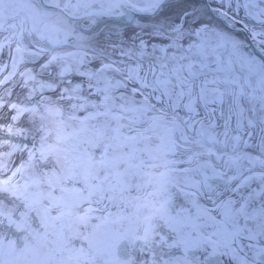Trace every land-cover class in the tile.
Masks as SVG:
<instances>
[{
  "label": "flooded vegetation",
  "instance_id": "flooded-vegetation-1",
  "mask_svg": "<svg viewBox=\"0 0 264 264\" xmlns=\"http://www.w3.org/2000/svg\"><path fill=\"white\" fill-rule=\"evenodd\" d=\"M28 4L0 11V264H264V140L183 164L131 131L148 112L121 12ZM156 19L135 22L170 33Z\"/></svg>",
  "mask_w": 264,
  "mask_h": 264
},
{
  "label": "bare ground",
  "instance_id": "bare-ground-1",
  "mask_svg": "<svg viewBox=\"0 0 264 264\" xmlns=\"http://www.w3.org/2000/svg\"><path fill=\"white\" fill-rule=\"evenodd\" d=\"M5 1L0 0V11L9 10L11 3H18L19 10L25 12L26 8L21 2ZM72 1L81 0H57V4L63 8L65 4ZM243 1L245 0H213L212 9L216 11L217 15L219 14L220 17L228 21L231 18H238L243 30L251 34L254 42L261 48L264 46V40L259 41L255 37L263 35L264 5L261 12L254 14L250 10L251 21L248 18L245 19L243 14H239V2ZM261 2L264 1L261 0ZM192 17L198 21L196 30L188 32L185 37H176L168 42H163L160 46L168 49L169 54L158 57L168 64L166 67L159 65L158 70L154 68L148 75L150 77L149 88L153 95H163L170 108L169 114L165 113L168 118L164 120L163 126L169 129L170 124H173L175 132L173 143L178 141L177 146L181 150L183 164H189L195 159L201 160L203 156L217 154V150L214 148L216 146L205 143L203 128L207 134L214 133V137L219 138L220 142L224 144L229 143L240 134L252 136L248 144H254L260 140L259 132L264 131V77H257L255 72H249L250 66L253 67L256 65L255 63L245 64L246 68H249L248 70L242 65L245 59L254 61L251 57L246 56L249 45L241 44L240 37L225 33L213 18L203 15L201 12L193 14ZM215 17L217 18V16ZM230 29L233 31L235 28L230 27ZM145 34L146 32L142 30L137 32L139 37ZM154 34L158 35V33ZM130 37L131 33H128V38L130 39ZM138 47L143 48V55H152L156 58L153 47L147 50L148 42L145 39L140 41ZM218 52H221L225 58L232 59V63L237 59L239 65L234 67L235 63H233L227 70L228 72H225L221 67L219 68L223 61L221 58H219L218 64L213 61L215 54L219 55ZM136 66L140 70L139 73L142 74L143 68L139 65ZM230 73L231 77H228L227 74L230 76ZM155 77L170 78L172 89L166 88V90L155 92ZM190 77H200V80L192 86ZM205 83L213 85L212 89H216L214 93L217 90L220 92L222 102H217L215 97L218 98V96L210 94L211 89L204 88ZM204 90L208 93H205ZM140 95L144 97L145 92L141 91ZM194 100H197L196 107L190 110L187 107V102ZM253 100V103L258 105L255 109H252L248 104ZM151 119L155 122L157 118L152 117ZM144 122L146 123V121ZM193 126L196 127L195 132H188V127ZM238 130H241V133ZM137 134L144 139L149 137L145 128L139 129ZM214 145H217L215 139Z\"/></svg>",
  "mask_w": 264,
  "mask_h": 264
},
{
  "label": "rangeland",
  "instance_id": "rangeland-1",
  "mask_svg": "<svg viewBox=\"0 0 264 264\" xmlns=\"http://www.w3.org/2000/svg\"><path fill=\"white\" fill-rule=\"evenodd\" d=\"M96 1H98V0H81V1H77V2H75V1H72V2H68V4L65 6L67 9H65L66 11H68V12H73V11H75L76 9L79 11H81V12H83V11H85V10H88V8L90 7V5L92 4V2H96ZM127 1V3H129V5H131V6H133V7H142L143 9H146V8H148V7H156V6H158V2H160V0H126ZM187 1H189V0H187ZM186 1V2H187ZM195 1V4H197V0H194ZM264 1V0H263ZM110 2H113V0H111ZM96 3H99V4H102V2H96ZM195 4H193V6L195 5ZM247 4H249V6H247ZM180 4H177V3H175V4H172V5H170V6H165L164 7V9L162 10V11H160V13L158 14V16H157V19H156V23H158L159 21H164V20H166L164 17H166V18H171V19H174V16L177 14V12H178V6H179ZM263 5H261V0H245V1H243V2H240L239 3V14L241 15V14H243L244 16H245V19L246 18H248V20H251L252 21V19L250 18V10L255 14L256 12H261V7H262ZM103 7V6H102ZM102 9H104V7L102 8ZM83 10V11H82ZM35 14V13H34ZM34 14H32V15H34ZM264 16V15H263ZM16 20V19H15ZM225 22H226V20H225ZM241 23V22H240ZM218 26H220L219 25V23L217 24ZM18 26H20L19 24H18ZM187 25H184V24H181L180 23V26H179V28L180 29H184V27H185V29L187 28L186 27ZM237 28L238 27H240V28H242V26L241 25H237L236 26ZM220 28H222V26H220ZM263 35L260 37V38H262L263 40H264V24H263ZM222 30L223 31H225V33L227 32L228 34H229V31L228 30H226L225 28H222ZM187 31H189V30H187ZM127 33H129V32H127ZM233 34V36H238V37H240V43L241 44H245V45H248L246 42H245V40H244V37L240 34L239 35V33L238 32H235V33H232ZM251 35V34H250ZM160 36H162V37H158V36H156V38L155 39H149V41H150V43L155 47V48H157V46H160L159 45V43L160 42H162L161 41V39L162 38H164V37H168V35L167 36H164V35H160ZM185 36H187L186 34H182V33H180L179 34V37H185ZM251 37H252V35H251ZM148 38V37H147ZM253 39V38H252ZM169 41V40H168ZM255 43V49L258 51V53H262L260 56H264V46H262L261 48L258 46V44L256 43V42H254ZM138 52V51H137ZM247 52V54H246V56H249V57H251L254 61H248V59H245V61L242 63V65H243V67L246 69V70H248L249 68H246V65L245 64H247L248 62L250 63V64H253V63H255L256 65H254L253 67H252V65L250 66V70H249V72H251V73H253V72H255V74L257 75V77H264V59H261V58H258L257 59V55H255V53L253 52V50H252V48H251V52L249 51H246ZM157 54H159V55H162V50L160 51V52H157ZM218 54L219 55H216L215 54V56L213 57V61L215 62V63H217L218 64V61H219V58H221V60H223L222 61V63H221V65H219V68L221 67L225 72H228L227 70L228 69H230V67L233 65V63H235V65H234V67L235 66H238L239 65V63H238V60L236 59V60H233V63H232V59L230 60V58H225L222 54H221V52H218ZM216 56H218V57H216ZM245 56V55H244ZM247 58V57H246ZM227 76L228 77H231V73H230V76L227 74ZM260 79V78H259ZM264 79V78H263ZM158 81H161V79H160V77H156V80H155V84H157V83H159ZM264 85V84H263ZM171 87V86H170ZM170 87H168V88H170ZM161 88H162V86H161V84L159 83V86L157 87V86H155V89L156 90H161ZM146 91V90H145ZM150 90H147V94L148 93H150L149 92ZM207 93V92H206ZM146 94V93H145ZM252 103H249V106L252 108V109H255L258 105L257 104H254L253 102H254V100L253 101H251ZM145 110H148V111H151V109L150 108H148V107H145ZM141 115H143V113L142 112H140V113H138V119L140 120V117H141ZM149 115V114H148ZM144 116V115H143ZM129 119H133V116H130V118ZM127 120V119H126ZM126 120H125V122H126ZM151 120V118L150 117H148V119H147V121H150ZM147 128H148V132H150L151 133V128H155V129H157V131L159 132V137H160V139L161 138H165L166 137V134H167V136H168V133L166 132V130L162 127V122H161V125H160V127L158 126V125H150V126H148V124H147ZM164 129V130H163ZM189 130H191V129H188V131ZM204 130H205V128H204ZM133 133H134V131L133 130H131ZM165 132H166V134H165ZM206 132V131H205ZM131 135H132V133H131ZM131 135H130V137H131ZM150 135V134H149ZM173 135L174 134H169V136H170V147L171 148H173L174 149V146H173V139H172V137H173ZM151 136V135H150ZM209 139H210V135H206L205 136V143H207L208 144V142H209ZM231 141V140H230ZM231 145H232V142H230V143H228V144H226L225 146H223V145H221V144H219L218 145V148H216L217 150H219L220 152H222V153H228V155H231L232 156V151H231ZM228 146L230 147V152H226V150L228 149ZM225 149V150H224ZM225 162V161H224Z\"/></svg>",
  "mask_w": 264,
  "mask_h": 264
}]
</instances>
